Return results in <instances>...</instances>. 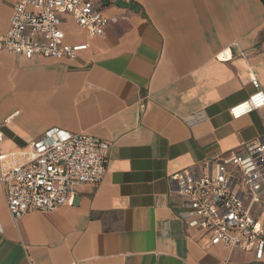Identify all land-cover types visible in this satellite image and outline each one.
Returning <instances> with one entry per match:
<instances>
[{
	"label": "crops",
	"instance_id": "crops-1",
	"mask_svg": "<svg viewBox=\"0 0 264 264\" xmlns=\"http://www.w3.org/2000/svg\"><path fill=\"white\" fill-rule=\"evenodd\" d=\"M17 1L0 0V35ZM98 2L113 19L102 36L65 16L66 42L89 45L77 57L0 52L3 152L52 127L111 143L102 181L81 184L73 205L14 221L0 183V264H264L189 226L173 178L264 136V107L230 114L253 78L264 91V2Z\"/></svg>",
	"mask_w": 264,
	"mask_h": 264
},
{
	"label": "built area",
	"instance_id": "built-area-1",
	"mask_svg": "<svg viewBox=\"0 0 264 264\" xmlns=\"http://www.w3.org/2000/svg\"><path fill=\"white\" fill-rule=\"evenodd\" d=\"M65 16L90 36H102L112 22L98 0H18L10 26L0 35V52L71 59L89 45L68 43L62 25ZM222 58H228L224 53ZM255 92L234 105L230 114L239 119L264 107V91L253 78ZM10 117L0 122V183L7 207L16 221L30 211H53L73 205L81 184L102 181L111 143L88 134H73L52 127L25 147L3 152L2 131ZM209 164V163H208ZM212 170L174 175L183 199L182 216L198 227L210 244H223L264 258V212L253 209L264 200V136L250 143L247 153L238 152L212 163Z\"/></svg>",
	"mask_w": 264,
	"mask_h": 264
},
{
	"label": "water",
	"instance_id": "water-1",
	"mask_svg": "<svg viewBox=\"0 0 264 264\" xmlns=\"http://www.w3.org/2000/svg\"><path fill=\"white\" fill-rule=\"evenodd\" d=\"M118 4H123V5H127V6H129L128 3H125V2H123V1H118Z\"/></svg>",
	"mask_w": 264,
	"mask_h": 264
},
{
	"label": "trees",
	"instance_id": "trees-1",
	"mask_svg": "<svg viewBox=\"0 0 264 264\" xmlns=\"http://www.w3.org/2000/svg\"><path fill=\"white\" fill-rule=\"evenodd\" d=\"M264 2V0H262Z\"/></svg>",
	"mask_w": 264,
	"mask_h": 264
}]
</instances>
